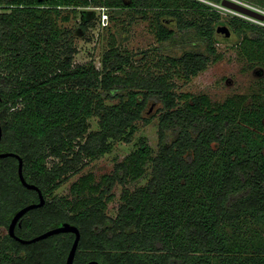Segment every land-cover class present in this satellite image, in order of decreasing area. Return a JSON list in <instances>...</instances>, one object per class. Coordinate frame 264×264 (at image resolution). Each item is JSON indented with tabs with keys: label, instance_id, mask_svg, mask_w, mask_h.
<instances>
[{
	"label": "trees",
	"instance_id": "16d2710c",
	"mask_svg": "<svg viewBox=\"0 0 264 264\" xmlns=\"http://www.w3.org/2000/svg\"><path fill=\"white\" fill-rule=\"evenodd\" d=\"M126 6L149 18L159 41L192 37L193 48L146 67L112 44L101 68L75 64L77 48L61 21L80 8L85 18L90 7ZM221 19L203 0H0V151L23 158L26 180L46 199L21 218L19 237L70 222L81 232L74 264H264V94L249 105L242 94L214 102L177 92L173 79L196 76L219 58ZM232 22L242 54L264 65V26ZM154 106L156 155L142 141L111 174L83 175L72 197L54 195L114 141H131ZM148 162L147 183L125 188L117 215H108L113 187L144 177ZM39 201L20 179L19 159L0 157V264H66L74 233L32 243L9 233L16 212ZM253 222L261 229L252 231Z\"/></svg>",
	"mask_w": 264,
	"mask_h": 264
},
{
	"label": "rangeland",
	"instance_id": "374dc122",
	"mask_svg": "<svg viewBox=\"0 0 264 264\" xmlns=\"http://www.w3.org/2000/svg\"><path fill=\"white\" fill-rule=\"evenodd\" d=\"M203 1L217 8L222 14L221 22L217 26L219 41L216 46L219 58L210 62L205 70L189 79L179 75L174 76L173 79L178 86L177 92L194 95L207 94L214 102H223L231 96L242 94L249 97L246 102L249 105L253 95L264 94V89H262L264 74L259 75V71L264 70V65L257 61H250L242 54L240 43L242 38L240 39L237 35L232 18L237 16L262 26H264V21H256L246 15L224 8L222 0L220 2ZM240 1L264 11V0ZM80 10L82 9H78L77 14L71 12L74 16L69 21H61L65 30H71L72 35L70 36L77 48L74 57L75 64L94 61L101 68L103 54L112 44H116L122 50L134 53V60L138 64L153 67L162 57L179 56L194 46L192 37L159 41L151 27L149 18L143 17L131 7L110 8L109 12L101 7H90L87 8L88 12L86 11L85 18L82 17ZM64 13L70 12L65 11ZM165 23L169 27L176 28L174 18H168ZM224 25L231 31L229 36L219 33L220 27ZM108 103L111 102L108 101ZM158 112V106L152 107L148 113V116L152 118L151 121L149 123L144 120L138 121L137 131L131 141H114L111 152L90 161L86 167L72 175L56 189L54 195L72 197V184L83 175L93 173L99 181L104 175L111 174L115 165L136 150L142 141H146L156 155L159 150ZM89 121L90 130L99 128L98 117H92ZM146 170V175L141 179L130 181L125 185L117 183L113 187V197L108 202L106 210L108 215L113 217L117 215L125 188L133 190L147 183L151 176V162L147 163ZM261 227L262 224L258 222H253L250 226L252 231H258Z\"/></svg>",
	"mask_w": 264,
	"mask_h": 264
},
{
	"label": "water",
	"instance_id": "95a60500",
	"mask_svg": "<svg viewBox=\"0 0 264 264\" xmlns=\"http://www.w3.org/2000/svg\"><path fill=\"white\" fill-rule=\"evenodd\" d=\"M222 4H223V6L230 8V9H232L238 13H242V14H245L247 16L257 18L260 20H264V13H261V12L257 11L256 9L249 7V6H247L244 3H241L239 1L222 0ZM219 33L223 36H229L231 31L227 26L224 25V26L220 27ZM2 135H3V129H2V126L0 124V142L2 139ZM7 156H16L19 159V176H20L22 183L30 189L37 190L39 193V196H40L39 202L28 204L16 212V214L12 218V221H11L10 226H9L10 235L17 238L18 240H20L23 243H32V242L39 241L41 239H45V238H47L51 235H54V234L72 232L75 234V240H74L72 248L69 252L66 264H74V259H75L76 252H77L78 245H79V241L81 238V232H80V229L78 226H76L70 222H65L59 226L53 227V228H51V229H49V230H47V231H45V232H43L37 236H34L33 238H30V239L21 238L16 234L15 230H16L17 225H21V218L29 210L44 205L46 202V199H45V196H44L42 190L37 185L31 184L26 180L24 173H23V158L14 152H2V151H0V157H7ZM87 264H101V263L96 261V260H91Z\"/></svg>",
	"mask_w": 264,
	"mask_h": 264
},
{
	"label": "flooded vegetation",
	"instance_id": "af4514ba",
	"mask_svg": "<svg viewBox=\"0 0 264 264\" xmlns=\"http://www.w3.org/2000/svg\"><path fill=\"white\" fill-rule=\"evenodd\" d=\"M245 5H247V4H245ZM247 6H249V7H252V8H254L253 6H250V5H247ZM255 9V8H254ZM257 11H259V12H261V13H264V11L262 10V11H260V10H258V9H256ZM240 14H242V13H240ZM243 15H245V14H243ZM247 16V15H246ZM248 17H250V16H248ZM251 19H254V20H256V21H264V20H260V19H257V18H253V17H250ZM257 73H258V71H257ZM264 74V70H261V71H259V75H263Z\"/></svg>",
	"mask_w": 264,
	"mask_h": 264
},
{
	"label": "built area",
	"instance_id": "2783aa9c",
	"mask_svg": "<svg viewBox=\"0 0 264 264\" xmlns=\"http://www.w3.org/2000/svg\"><path fill=\"white\" fill-rule=\"evenodd\" d=\"M236 1H239V2H241V3H244V2H242V1H240V0H236ZM244 4H247V3H244ZM247 5H249V4H247ZM251 6V5H250ZM254 7V6H253ZM224 8H227V7H225L224 6ZM255 9H258V8H256V7H254ZM227 9H230V8H227ZM232 10V9H231ZM258 10H260V9H258ZM234 11V10H233ZM260 11H262V10H260ZM238 13V12H237Z\"/></svg>",
	"mask_w": 264,
	"mask_h": 264
}]
</instances>
